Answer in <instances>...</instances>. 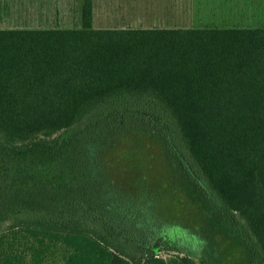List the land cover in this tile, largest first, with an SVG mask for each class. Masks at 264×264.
Returning <instances> with one entry per match:
<instances>
[{
    "label": "trees",
    "instance_id": "trees-1",
    "mask_svg": "<svg viewBox=\"0 0 264 264\" xmlns=\"http://www.w3.org/2000/svg\"><path fill=\"white\" fill-rule=\"evenodd\" d=\"M77 13L0 28V264H199L127 178L138 156L119 150L141 140L264 264V26H96L94 0Z\"/></svg>",
    "mask_w": 264,
    "mask_h": 264
},
{
    "label": "rangeland",
    "instance_id": "rangeland-1",
    "mask_svg": "<svg viewBox=\"0 0 264 264\" xmlns=\"http://www.w3.org/2000/svg\"><path fill=\"white\" fill-rule=\"evenodd\" d=\"M84 0H0V28L39 27V26H75L79 22L77 11ZM96 1V26H120L122 24L104 20V0ZM152 0L143 1L148 8L142 13L141 26L158 27H259L264 26V0H164L163 6L155 1L158 9L169 11L163 20L158 10L153 11ZM170 2L168 5L167 3ZM155 10V11H154ZM107 11V10H106ZM190 15V17H189ZM137 22V23H140ZM136 23V24H137ZM126 25V24H123ZM138 25V26H139ZM129 26V25H128ZM145 141V140H144ZM138 144L126 142L119 150L133 147L138 156L129 159L133 167H127V178L154 190L156 206L153 207V219L174 241L179 251L192 255L200 264L207 259L213 264H256V258L247 247L237 227L226 222L223 217L211 221L206 209L202 215L201 201L185 186L179 183L171 171L173 165L156 143L146 140ZM126 163V162H125ZM128 163V164H129ZM131 173V177L129 175ZM192 192V193H191ZM138 196V195H137ZM138 196L141 204L146 199ZM135 199V200H136ZM157 200V201H156ZM206 208V207H205ZM206 213L209 215H206ZM209 217V218H208ZM247 247V248H246ZM177 251V250H174ZM171 251V252H174ZM161 254L169 256L165 251Z\"/></svg>",
    "mask_w": 264,
    "mask_h": 264
},
{
    "label": "crops",
    "instance_id": "crops-1",
    "mask_svg": "<svg viewBox=\"0 0 264 264\" xmlns=\"http://www.w3.org/2000/svg\"><path fill=\"white\" fill-rule=\"evenodd\" d=\"M143 1L144 0H104L105 4L103 7L104 9L107 10V11L105 10L104 20L108 22L110 21L112 22V20H114L113 23L122 24L120 26H128V25L138 26L139 24H142L141 23L142 21L140 22V20L143 19L144 15L145 17H147V14H148V12L142 13L141 10H143L144 12V9L148 8V5L150 3H148V0H147L148 5L147 4L143 5ZM152 1H153L152 2L153 7H151V9L154 8L155 10H158L155 15L159 14L160 20H163L164 17H167L166 14L169 15V11H165L164 9H158L160 6H163V4H166L164 0H152ZM155 1H158L161 3L159 7L156 6ZM167 4L169 5L170 2H168ZM148 9L150 10V7ZM95 10H96V1H94V24L96 20ZM137 22H140V23H137ZM123 24H126V25H123Z\"/></svg>",
    "mask_w": 264,
    "mask_h": 264
}]
</instances>
